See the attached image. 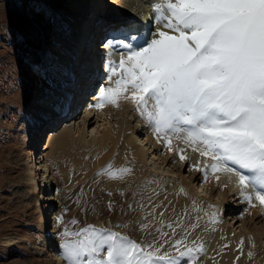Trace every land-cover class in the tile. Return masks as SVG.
Here are the masks:
<instances>
[{
    "label": "snow or ice",
    "instance_id": "6c2138e0",
    "mask_svg": "<svg viewBox=\"0 0 264 264\" xmlns=\"http://www.w3.org/2000/svg\"><path fill=\"white\" fill-rule=\"evenodd\" d=\"M150 7L157 24L154 33L141 32L132 23L110 27L111 39L106 38L104 47L117 51L114 43H119L123 51L118 62L106 53L103 76L108 83L99 86L89 107L130 101L157 141L180 161L187 159L185 149L190 148L203 158L202 167L201 160L192 167L205 173V179L209 172L217 180L220 173L234 175L248 205L256 207L255 201L264 208V0H160ZM132 171L109 161L96 174L124 180ZM155 182L146 179L143 187ZM177 194L187 195L183 188ZM148 202L152 206L146 212L142 201L137 204L142 214L135 226L143 232L155 222L148 235L159 239L137 242L111 228L64 226L57 235L65 264H181L183 258L187 264H200L204 245L188 237L201 216L185 224V210L175 221L165 220L164 212L156 211L165 206L150 198ZM192 203L194 212H204ZM113 204L107 203L109 211ZM55 221L64 224L62 215ZM209 222H216L215 212ZM243 243L241 238L237 248Z\"/></svg>",
    "mask_w": 264,
    "mask_h": 264
},
{
    "label": "rangeland",
    "instance_id": "374dc122",
    "mask_svg": "<svg viewBox=\"0 0 264 264\" xmlns=\"http://www.w3.org/2000/svg\"><path fill=\"white\" fill-rule=\"evenodd\" d=\"M65 2L66 0H0V264H51L49 262L51 256L42 248L45 240L41 236L39 221L43 216L46 218L43 219L44 224L49 228L47 235L48 248L57 246L59 253L60 237L57 233L62 231L64 226L70 230H76L89 224L100 228H111L113 231L128 235L137 242H151L153 238L159 239L155 236V233L152 236L148 235L156 227L155 222L151 223L150 227L143 232L135 226V221L142 214L141 210L137 208V204L142 201L145 205L143 211L146 212L152 206L148 202L149 198L154 202L156 201L153 204L161 203L165 206L156 210L157 212H164L165 220L175 221L177 215H183L187 210L188 214L184 216V223L188 224L196 222L194 217L198 214L193 211L192 202L196 199L192 194L186 202L174 193L164 191L167 186L166 181L168 182L171 177L172 179L176 178L175 172L180 177L184 174L186 180L193 171L197 175L205 177V174H202L201 171L191 167L188 159L183 161L185 166L182 164L179 173L177 172V157H174L177 154L168 151L164 157V162L167 164L163 163L161 166L157 163L159 159H154V157L158 153H165V150L163 146L157 145L154 148L156 155L152 157V153L150 155L146 154L148 156L147 160L144 166L141 167L145 172L140 175L139 179H135L133 170L124 180H111L110 184H102L103 181H109L110 179L103 175L97 176L96 173L109 161H112L114 166L117 167L124 165L132 169V165L127 163L123 148L122 151L120 150L122 144L115 137L107 140L104 144L99 143L94 151L91 143H94V141L87 131H85V134H87L88 141L80 144L79 148L74 150L76 154L81 151L80 157L82 160L88 159L85 161L87 164L84 163L85 166L79 167L66 159L65 165H63L70 167L68 169V180L70 181L66 185L57 174L56 162L53 159L47 161L46 164L52 170L51 173L55 178L52 189L56 199L52 206H46V208L41 207V203L34 201V197L37 195L34 183L24 179L26 164L31 165V161L22 158L25 148L24 137L29 135L31 138L29 140L32 143L29 146L30 149L38 144V150L40 145L42 148L45 146V143H42L44 133L50 129H59L60 119H62L61 122H64L65 119L72 120L74 116L75 122H80L78 116L81 112L80 109H77V105L80 98L84 99L87 89L94 81L93 76L95 77L100 73L97 72L95 62L92 61V55L97 57L94 50L100 42V39L98 40L99 33L105 31L108 22L107 18L102 17L106 7L104 0H95L94 4L92 3L93 0H74L75 6H73L77 7L75 8V21L77 22L76 33L78 39L76 44H74V41L67 44L68 49L74 51V55L72 51L70 55L73 56V59L70 60L69 56L65 59L67 62L65 70L68 68V71L65 72L69 75L67 74V78L65 76V79L62 80L60 78L65 74L63 70H60L56 76L52 71L50 73L53 63L50 59L51 54L54 52L52 51L53 46L58 40V36H61V18L59 16L61 6ZM110 22L108 23L110 24ZM96 31L98 32L96 33ZM37 66L41 71L37 70ZM98 82L99 84L95 85L96 90L101 85L102 80H97ZM51 96L54 97L51 98ZM90 96L89 99H91ZM68 100L71 101L70 106L65 104ZM128 106L127 116L131 112L138 113L132 103ZM61 108L62 111H60ZM75 110H77L78 116L74 115ZM72 113V116H65ZM94 117L95 113L91 117V121ZM110 121H116L113 115L110 116ZM143 122L144 127L151 131L145 121ZM95 124L96 122L91 123L87 130L89 131ZM49 133L47 132L46 135L48 136ZM86 148L90 150L88 151ZM80 149H83V151ZM93 159L102 160L101 163L98 162L99 164L95 165L94 169L88 165V161ZM38 163L37 160L31 166L36 171L39 170ZM40 173L38 172L36 176V183L38 184ZM191 176V179H193V175ZM165 177L169 179L166 178V180ZM207 177L216 179L215 176H210V174H207ZM153 178L156 179L155 183L143 187L146 179ZM218 181L219 183L223 182L222 180ZM196 182L197 179L193 180V183L189 181L192 189L199 188ZM47 190L48 188L43 190L42 193L45 195ZM206 190L200 191L201 195L198 196V199L202 201V205L199 204L200 202L197 205L208 212L209 206L216 200V195L211 194L208 188ZM109 192L111 196L108 195ZM121 192H123V195H121ZM159 192L164 193V196H160ZM230 192L228 191V193ZM134 193L136 195H133ZM109 201L114 202L111 211L107 208ZM216 201L215 203L219 205L221 195ZM228 201L229 205L226 210L225 208H219L220 216L227 219L226 226L232 225L234 230H238L241 224L239 216L242 212H244L242 219H246L245 222H247L248 228L253 229L264 225L263 214L255 219L256 222L253 225V223L247 221L248 218L245 216L246 211L242 200L235 198L231 201L229 198ZM129 204H132L131 211L128 209ZM55 210L57 215L63 216L64 224L62 226L51 225L50 217L56 213ZM203 216L198 221L199 227L193 230L207 229L204 225ZM73 219L77 221L76 224L70 223ZM158 219H160L159 216H157ZM117 225L127 226L117 227ZM51 229H54L52 233H50ZM193 230H190V232ZM165 231L168 230L165 229ZM177 231L179 232V229ZM213 235L212 229L210 232H202L197 243H203L205 246ZM260 236V247L264 248L263 230H261ZM249 245V243L244 242L241 245L242 249L238 252L241 255L245 253L247 262L256 257L253 254V247ZM167 247L165 245V249ZM228 249L227 245L224 244L220 247L218 244L215 246L214 254L206 258L212 261L215 259L217 263L219 257H223ZM249 253H252V255L249 256ZM261 255L262 253L258 254V256ZM198 260L200 264H206L203 252L199 254Z\"/></svg>",
    "mask_w": 264,
    "mask_h": 264
},
{
    "label": "bare ground",
    "instance_id": "6f19581e",
    "mask_svg": "<svg viewBox=\"0 0 264 264\" xmlns=\"http://www.w3.org/2000/svg\"><path fill=\"white\" fill-rule=\"evenodd\" d=\"M104 1H105L106 7L104 6L105 9H104V14H102V17L107 18L108 22L110 21L112 22V23L110 22V24L107 22L105 29L108 28L110 30V27L112 25L117 24L120 21L119 23H132L135 26L140 27L141 32H148L149 29H151V32L153 33L155 32L157 24L153 18L152 9L150 5L151 3L160 2V0H146V2L145 0H129L130 1L129 3L127 0H104ZM140 2H144L143 4L141 3L142 6L139 4ZM92 3L94 4L95 0H93ZM136 4H139V6L137 7ZM73 5L75 6L74 0H71V1L66 0V2L63 3V5L61 6L62 8H61L59 17L61 18L60 19L61 21V32H60L61 34L60 35L62 37L57 35L58 44L56 41V43L53 46V50H52L54 52L51 54V59H50V61L53 62L50 68V73L52 71L54 73V76H56L60 70L61 71L63 70L64 72L68 71V68L67 70H65V67L67 64L65 60L67 59L66 57L69 56L70 60L73 59V56L70 55V53L72 54L73 50L71 49L70 51L67 45L71 43V41L72 43L74 41L75 42L74 44H76L77 39H78V35L76 33L77 22L75 21L76 20L75 19V11H76L75 8L77 7H74ZM109 30L107 31V34L109 33ZM97 32L98 31H96V33ZM102 33L103 32L99 33L98 40L100 37L103 36ZM108 36L109 35H107L106 38L111 39V37H108ZM148 38H151L150 34ZM119 39L120 38L117 37V41ZM101 43L103 42L101 41ZM101 43L97 44L98 46L95 48L94 54L98 57L100 49H104L105 51L107 50L108 53L111 52L110 58L112 60L118 62L120 59V52L123 51L119 43H114V47L117 49V51H112V48L106 49L104 45ZM73 55H74V51H73ZM92 56H93L92 61L95 62L96 69L98 70V72H101L99 71L98 67H100V70H103L104 62H101V61L96 62L97 57H95L94 55ZM36 68L38 71H41V69L38 66ZM66 72L64 75L61 76L60 79L64 80L65 76L67 78L68 73L66 74ZM95 78L98 81L101 79L98 75L95 76ZM104 78L102 76L101 85H106L108 83L106 76ZM69 81H70V77H69ZM98 84L99 82L97 83V85ZM95 88L96 86L92 88L93 91L92 92L90 91L88 96L86 97V101L84 103H87V106H86L87 108L83 112L79 113L78 118L80 117V122H75L76 119L73 116L72 120L65 119L64 122H61L59 129L48 130L47 132H50L48 136L46 135L47 132H45L42 137L43 138L42 143H45L44 148H42L40 145L39 149L33 152L32 149H30L29 147L31 146L30 144H32L30 141L31 140L30 136L27 135L26 137H24L25 138L24 139L25 148L23 152L24 155L22 158H26L28 161H31L30 163L31 165L26 164L27 168H26L24 179L26 181H29V182L32 181V183H34L35 190L37 191V195L34 197V201L37 203L38 202L41 203V207L43 208L44 207L46 208V206L48 207L52 206L56 199V195L54 194L53 189H52V185L53 183H55V178L53 174L51 173L52 170L50 169L48 164H46L47 161L49 162L51 159H53L56 162L57 174L61 178V180L64 181V183L67 185V183H69L70 181L68 180V172H69L68 169L70 167L68 168L67 166H64L65 160L69 159L72 164L79 166V167L85 166L83 164L85 163L86 160H88L85 158H84L85 160L81 159L80 157L81 151H78L77 154L74 151L76 150V148L77 149L79 148L80 144H84L85 142L88 141L87 136H86L87 134H85L86 133L85 131L89 132L88 133L89 136L94 141L93 143L91 142V139H90V142L92 143V146L94 147L93 148L94 151L98 147L99 143L104 144L106 143L107 140L114 139L115 137V139L122 144L120 150L122 151V148H123L124 156H126L127 158V163H130L132 165V169L134 170L133 174H134L135 179L136 178L139 179L140 175H142V173L145 172V170H143V168L141 167L144 166V163L147 160L148 156L146 154L148 153L150 155V153H152L153 155L151 156L153 157L154 155H156V151H154V148L157 145L163 146L161 143L157 141L156 137L152 133V130L149 131L147 128L144 127L145 126L143 124L144 120L141 118L139 113L134 114L133 112H131L128 116L126 115L127 109L129 107L128 105H131L130 101L121 100L119 102L118 107H114L111 105H106L102 109H95V108L89 107V105L91 103H94L96 100V94L98 92L99 86L97 90ZM89 96L91 97V99H89ZM53 97L54 96H51V98ZM60 111H62V108ZM94 113H95V117L91 121V117L93 116ZM111 115L115 117V120H116L115 122L110 121ZM93 122H96V124L93 127H91L90 130L88 131L87 130L88 126ZM176 143L178 142H174V145ZM38 146L39 145L36 144L34 147H36L37 149ZM180 147H185V146L181 144ZM47 148L48 150H46ZM87 148L89 147L87 146ZM87 148L86 150L89 151L90 149H87ZM111 148L113 147L111 146ZM163 149L165 150V153H162V154L158 153L154 157V159L157 158V160L161 159V161L158 160L157 162L161 166L163 163L167 164L166 162H164V157L166 153L168 152V150L166 147H164ZM80 150L83 151V149H80ZM105 152L107 151L105 150ZM108 152H111V151H108ZM185 155L187 156V159L191 163V167L197 162V160H201V166H203V158L199 157L198 153L193 152L190 148L185 149ZM174 157L175 158L177 157L176 158L177 159L176 162H178L177 172L180 173V170H181L180 168H182L183 162H180L179 155H174ZM37 160L39 162L38 163L39 170L36 171L31 166H33V163L35 164ZM89 161H88L89 167L94 169L95 165L99 164L98 162L101 163L102 160L93 159L92 161L90 162ZM183 166H185V164H183ZM38 172H41L40 173L41 176L39 175L40 180L37 181L39 182V184L36 183V176ZM193 173L194 171L190 173L187 179L188 181H187L186 179H184L185 178L184 174H182L183 176L181 175L182 177H180L175 172L176 178L172 179V177L170 176L171 179L168 180V182L166 181L165 184L167 186L164 188V191L167 193L172 192L176 196H179V198L184 199V201L186 202L188 201L187 198L192 194L194 199H196V202L197 203L200 202L199 203L200 205H202V201L198 199V196L201 195L200 191H207L206 189L208 188L211 194L213 193V195L214 194L216 195V200L221 195V202L219 203V205L218 203H215L217 202L216 200L211 203L210 206L212 207H210L209 211L207 212L208 213L207 217L203 216L204 215L203 212H200V214L198 213L201 217L202 216L204 217L203 219L204 225L207 227V229L193 230L191 231V234L188 237L189 240L197 242L199 241L200 233L210 232L211 229L213 230V234H214L213 237L210 238L209 241L204 246L205 250L203 251V257L206 260L205 263L215 264L216 263L215 259L214 261H212L211 259H207L206 257H210L214 254L215 246L219 244V246L221 247V246H224L225 244L228 246L229 249L227 252H225V254H223V257H219L220 259H218V262L216 264H264V248L260 247V240H261L260 234H261V230L264 231V225L262 224H261L262 226L256 225L257 227L253 229L248 228V225L246 224L247 222H245L246 219L244 217H243L244 219H242V215L244 214V212H242L241 216H239L241 220L240 228L238 230H234L232 225L231 226L225 225L227 223V219H225L224 217H221L220 216L221 213H219V208H222V209L225 208L226 210L227 206L229 205L228 204L229 198L231 201H233L235 198H239L240 201L241 200L243 201V205H244L243 207H245V211H246L245 216H247L248 218L247 221L253 223L254 225L256 222L255 219L259 215H262V214L264 215V208H262L258 204V202H255V201L254 203H256V207H250L248 205L246 200L240 195V189H239V186L236 184V177L234 175H231L229 173H220L219 180H222L223 182L219 183L217 179H213L214 177L211 179L207 177V179H205V177H203L202 175H197L196 173L194 174ZM201 173L205 174L203 172ZM208 174H210V176L213 175L210 172ZM191 175H193V179H191L192 178ZM167 177H165L164 179H166ZM195 179H197L196 185H198L199 187L198 189H195V188L192 189V186L189 185L190 184L189 181L193 183V180ZM110 182L111 180L103 181L102 184H110ZM221 185H226V186L221 187ZM47 188L48 190L47 192H45L46 194L44 195L42 192L43 190H46ZM180 188H183L185 192L187 193V195H184V194L178 195L177 193ZM227 190L231 192L228 193ZM251 190H252L251 188L247 189V191L249 192ZM158 194H160V196H164V193L159 192ZM151 201L152 203L156 202V201L154 202V200H151ZM55 212L56 213H54L53 216L50 217V221L53 224V225L51 224L52 226L56 225L55 218L57 216V211L55 210ZM213 212L216 213V222L210 223L209 216H211ZM44 218L45 217L43 216L39 221L41 223V224L39 223V229L41 232V236H43L42 239L45 240L44 244H42V248L44 251L46 250V252L51 256V259L49 261L51 264H65L61 256L58 253L57 246L48 248L47 235H48L49 228H47L46 225L44 224V220H43ZM53 230L54 229H51L50 233H52ZM241 238H243L244 242L249 243L250 244L249 246L253 247V251H254L253 254H255L254 256H256V257H253L248 262L246 258L247 256L245 257V253H243V255H241V253L240 254L238 253L242 249L241 247L237 248V244H239ZM259 253H262V255L258 256ZM181 264H187V258H183L181 260Z\"/></svg>",
    "mask_w": 264,
    "mask_h": 264
}]
</instances>
